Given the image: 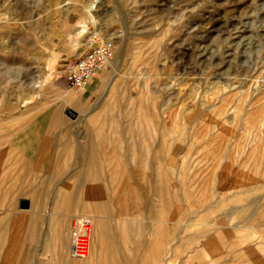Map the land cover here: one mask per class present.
<instances>
[{
  "label": "rangeland",
  "instance_id": "1",
  "mask_svg": "<svg viewBox=\"0 0 264 264\" xmlns=\"http://www.w3.org/2000/svg\"><path fill=\"white\" fill-rule=\"evenodd\" d=\"M93 1L0 0V264H264V0Z\"/></svg>",
  "mask_w": 264,
  "mask_h": 264
},
{
  "label": "built area",
  "instance_id": "2",
  "mask_svg": "<svg viewBox=\"0 0 264 264\" xmlns=\"http://www.w3.org/2000/svg\"><path fill=\"white\" fill-rule=\"evenodd\" d=\"M87 49L65 65L64 75L71 88L86 90L88 85L103 71L114 57V45L101 34L94 33ZM88 221L73 222L71 254L74 257H87L91 250V236Z\"/></svg>",
  "mask_w": 264,
  "mask_h": 264
},
{
  "label": "bare ground",
  "instance_id": "3",
  "mask_svg": "<svg viewBox=\"0 0 264 264\" xmlns=\"http://www.w3.org/2000/svg\"><path fill=\"white\" fill-rule=\"evenodd\" d=\"M69 1V0H68ZM96 3H97V1H96ZM65 4H67V3H65ZM64 4V5H65ZM70 4V3H69ZM95 7H96V5H95V1H93V0H91V3L90 4H88V6H87V8H85L86 9V13H87V17H88V19L92 22V23H95V22H97V19H96V16H95V14H94V9H95ZM71 11V8L69 7V8H66L65 9V12L68 14L69 12ZM94 33V32H93ZM93 36V35H92ZM90 40L91 39H89V43H90ZM110 63V62H109ZM108 67V66H107ZM116 67L115 66H113L112 67V69H111V71H110V77H109V85L111 86V84H112V87L114 86L113 84L115 83V80H116V78H117V76L119 75V72H117L116 71V69H115ZM90 164V163H89ZM93 219V218H92ZM77 220H79V221H81V223L82 222H85V221H88L89 223H90V225H89V233H90V236H91V250H90V253H89V255L87 256V257H74L72 254H71V256L73 257V258H75V259H85L86 258V262L88 263V264H100V257L99 256H101V254L99 253V254H97V252H96V249H93V251H92V234H91V232H92V228L91 227H93L94 228V230H93V232L95 233V236L96 237H98V235L100 234L99 233V229L93 224V226H92V222H91V220L89 219V218H81V217H79ZM94 221V220H93ZM74 227V226H73ZM74 230H75V227H74ZM97 240V239H96ZM61 246H62V244H61ZM71 247H72V244H71ZM62 251H63V249H62ZM71 252V251H70ZM91 254V255H90ZM112 264V263H111Z\"/></svg>",
  "mask_w": 264,
  "mask_h": 264
},
{
  "label": "water",
  "instance_id": "4",
  "mask_svg": "<svg viewBox=\"0 0 264 264\" xmlns=\"http://www.w3.org/2000/svg\"><path fill=\"white\" fill-rule=\"evenodd\" d=\"M21 208H28L30 206V202L28 199H21L20 200Z\"/></svg>",
  "mask_w": 264,
  "mask_h": 264
},
{
  "label": "crops",
  "instance_id": "5",
  "mask_svg": "<svg viewBox=\"0 0 264 264\" xmlns=\"http://www.w3.org/2000/svg\"><path fill=\"white\" fill-rule=\"evenodd\" d=\"M68 82V81H67ZM68 84H69V82H68ZM87 187V184L85 185V188Z\"/></svg>",
  "mask_w": 264,
  "mask_h": 264
}]
</instances>
